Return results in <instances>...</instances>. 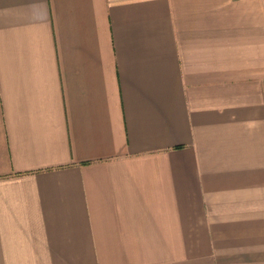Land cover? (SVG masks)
I'll return each mask as SVG.
<instances>
[{"label": "crops", "instance_id": "crops-1", "mask_svg": "<svg viewBox=\"0 0 264 264\" xmlns=\"http://www.w3.org/2000/svg\"><path fill=\"white\" fill-rule=\"evenodd\" d=\"M0 264H264V0H0Z\"/></svg>", "mask_w": 264, "mask_h": 264}]
</instances>
